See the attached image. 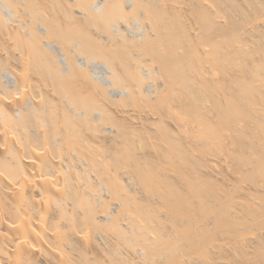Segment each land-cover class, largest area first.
<instances>
[{
	"label": "bare ground",
	"instance_id": "6f19581e",
	"mask_svg": "<svg viewBox=\"0 0 264 264\" xmlns=\"http://www.w3.org/2000/svg\"><path fill=\"white\" fill-rule=\"evenodd\" d=\"M142 105L203 128L222 190L170 174L186 155ZM252 119L264 0H0V264H264V137L254 184L212 148Z\"/></svg>",
	"mask_w": 264,
	"mask_h": 264
},
{
	"label": "rangeland",
	"instance_id": "374dc122",
	"mask_svg": "<svg viewBox=\"0 0 264 264\" xmlns=\"http://www.w3.org/2000/svg\"><path fill=\"white\" fill-rule=\"evenodd\" d=\"M133 15V14H132ZM218 73H219V71H218ZM217 76H220V74L218 75L217 74ZM36 79H38L36 76H35V79L34 80H36ZM145 107V108H144ZM134 109V110H133ZM131 110L132 111H130V112H133V113H135L136 115H138L137 113H142L141 115L142 116H144L146 113H152L153 115H154V117L155 118H157L158 117V119L157 120H160L161 122H163V121H165V122H163L165 125H166V128L162 125L161 126V124L159 125L160 127H158V129L160 128L161 130L164 128L165 130L167 129V130H169L170 129V131H172L173 133H172V138H173V136L175 135V140H176V142H177V144L179 145H177L179 148V153H183V155H186V157H185V160L183 161H180L179 159L177 160V162L175 161L173 164L172 163H168V162H166V163H168V164H165V166L167 165V167H171V165L170 164H172V167H174L175 168V170H174V168L173 169H171V171H170V174H173L174 173V175H176V173L177 174H179V175H181V174H183V176L185 175L186 177H188V176H199V177H201V178H203V179H201V180H205L204 181V183H206V181H207V179L209 180V181H207L208 183H206L205 184V186L208 188V189H211V187H212V185L214 186V188H217V189H220V190H222V188H224V185H225V183H228V181H224V175H222L221 174V176L223 177V178H221V177H219V176H213V175H211V174H209V173H207L204 169H205V167H206V163H208L207 162V160H205V157L203 156V153H204V151H206L207 149H206V147L208 146H205V145H203V143L205 144L206 143V139H204L203 138V128H201L200 126H199V128L200 129H202L201 131L200 130H198L199 128H198V125L196 126V132H192V133H190V134H183V136L182 135H180V134H176L175 133V131L173 130V128H174V125H173V121H172V119L170 120L166 115H163V110L160 108H155V107H152V106H148V105H142V106H137V108L135 109L134 108V106H133V108H131ZM138 110V111H137ZM162 110V111H161ZM143 111V112H142ZM146 113H145V112ZM159 113V114H158ZM211 113V114H210ZM207 114H209V115H215L214 113H213V111H210V112H208ZM141 115H139V116H137L136 118L135 117H133L132 116V118L134 119V120H138V119H141ZM161 115H162V117H163V119H162V117H161ZM208 115V116H209ZM165 116V117H164ZM161 118V119H160ZM210 118V117H209ZM167 120H168V122H167ZM169 121H170V123H169ZM253 121H255V119H252V120H249V122L251 123L250 125H245L246 127H243V125H242V127H241V125H240V127L241 128H245V130H247L248 131V136H250L249 137V139H247V143H246V140H245V138H247V137H245L244 138V140H245V142H243L244 140H242V142L240 141V139H239V137H237L236 135H238V134H236V133H238V132H234L233 130H232V128L230 129V128H228L229 130H227V128H226V130L224 131V132H222L221 131V134H223L222 135V142H224V143H222L221 141V143H215L214 142V145H213V147L212 148H215V147H217V148H215L216 150H219V151H221V152H223L224 151V158H223V160L224 159H226L225 161H224V165H225V163H226V165L224 166L225 168L226 167H228L229 169H231L232 171H236L237 173H239V175H240V179H241V183H244V184H254V182L256 183L257 181H258V179L257 178H259V175H258V177L255 175V174H253V173H255L254 171H251V170H253V169H251V168H248V166H251V165H249V163H247L249 160H250V158H252V159H254V161L256 160V158H257V160L256 161H258L259 160V158H260V156H259V154L256 152V150L254 149V147L252 148V145L250 146V143L251 142H249L248 143V141H250L251 140V138H255L256 136H259L260 134H261V136L263 135V137H264V134L262 133V129L264 128V126H263V128L261 127V125H260V127L258 128V126L256 127V123L254 124V122ZM256 122V121H255ZM170 124H172V126L170 125ZM242 124H246V122L245 121H243L242 122ZM167 125H169V129L167 128ZM235 126V124L232 126V127H234ZM156 127V126H155ZM255 127V128H254ZM198 128V129H197ZM262 128V129H261ZM234 129V128H233ZM236 130H238L239 129V127H237V128H235ZM234 129V130H235ZM198 130V131H197ZM243 130V129H242ZM245 130H243V132L245 131ZM169 131V132H170ZM254 131V132H253ZM263 131H264V129H263ZM247 133V132H246ZM260 133V134H259ZM193 134V135H192ZM256 134V135H255ZM197 135V136H196ZM200 135V136H199ZM176 136H178V138L176 137ZM187 136V137H186ZM251 136H253V137H251ZM171 137V136H170ZM182 137V138H181ZM185 137H186V139H185ZM199 138V139H198ZM201 138V139H200ZM178 139V140H177ZM204 139V140H203ZM239 139V140H238ZM256 140V139H255ZM183 141V142H182ZM187 141V142H186ZM194 142V143H193ZM197 143V144H196ZM167 144V143H166ZM155 145V144H154ZM184 145H185V147H184ZM212 145H210L209 147H211ZM187 146V147H186ZM204 149V150H203ZM211 149V148H210ZM215 149H213V152L215 153L216 152V150ZM190 150V151H189ZM202 150H203V152H202ZM215 150V151H214ZM249 150V151H248ZM254 150H255V152H254ZM185 151V152H184ZM186 151H187V154H186ZM208 151V150H207ZM212 151H210V154L209 155H212L213 154V152L211 153ZM199 153V154H198ZM208 153V152H207ZM230 153H232V154H230ZM253 155V156H252ZM192 156V157H191ZM226 157V158H225ZM250 157V158H249ZM254 157V158H253ZM259 157V158H258ZM187 158H189V162H187L186 160H187ZM193 158V159H192ZM196 161H195V160ZM247 160V161H246ZM228 162V163H227ZM200 165H199V164ZM160 166H163V163L161 162V163H158ZM202 164V165H201ZM205 166V167H204ZM171 167V168H172ZM178 167V168H177ZM224 167H222V168H224ZM204 168V169H203ZM177 170V171H176ZM226 169H224V171H225ZM239 171V172H238ZM186 174H185V173ZM247 172V173H246ZM191 174V175H190ZM193 174V175H192ZM224 174V173H223ZM225 174H226V172H225ZM203 175H204V177H203ZM220 175V174H219ZM182 176V175H181ZM242 176V177H241ZM255 176V177H254ZM219 178V181H218V178ZM216 178V179H215ZM223 179V180H222ZM246 179V180H245ZM220 180H221V182H220ZM213 182H216V183H214L213 184ZM222 183V184H220V183ZM216 184H217V186H216ZM220 185H222V187L220 186ZM209 186V187H208ZM221 188H220V187Z\"/></svg>",
	"mask_w": 264,
	"mask_h": 264
},
{
	"label": "built area",
	"instance_id": "2783aa9c",
	"mask_svg": "<svg viewBox=\"0 0 264 264\" xmlns=\"http://www.w3.org/2000/svg\"><path fill=\"white\" fill-rule=\"evenodd\" d=\"M142 21L138 18H134L132 19L129 23H121V28L130 36H136L139 35L143 30V25H142ZM78 59L82 62H84V59L81 57H78ZM93 64V63H92ZM94 68L96 71H98V74L101 75V67L98 63L94 62ZM104 81H108L107 78H104Z\"/></svg>",
	"mask_w": 264,
	"mask_h": 264
}]
</instances>
